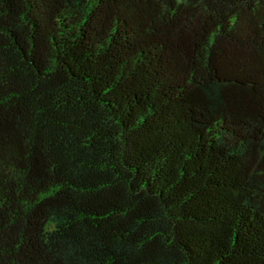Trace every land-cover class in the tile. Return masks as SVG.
I'll list each match as a JSON object with an SVG mask.
<instances>
[{"label":"trees","instance_id":"obj_1","mask_svg":"<svg viewBox=\"0 0 264 264\" xmlns=\"http://www.w3.org/2000/svg\"><path fill=\"white\" fill-rule=\"evenodd\" d=\"M0 264H264V0H0Z\"/></svg>","mask_w":264,"mask_h":264}]
</instances>
